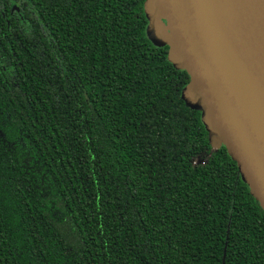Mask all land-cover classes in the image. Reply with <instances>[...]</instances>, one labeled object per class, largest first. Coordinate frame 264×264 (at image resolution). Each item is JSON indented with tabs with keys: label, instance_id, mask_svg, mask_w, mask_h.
<instances>
[{
	"label": "trees",
	"instance_id": "16d2710c",
	"mask_svg": "<svg viewBox=\"0 0 264 264\" xmlns=\"http://www.w3.org/2000/svg\"><path fill=\"white\" fill-rule=\"evenodd\" d=\"M144 1L0 0V264H264Z\"/></svg>",
	"mask_w": 264,
	"mask_h": 264
},
{
	"label": "water",
	"instance_id": "95a60500",
	"mask_svg": "<svg viewBox=\"0 0 264 264\" xmlns=\"http://www.w3.org/2000/svg\"><path fill=\"white\" fill-rule=\"evenodd\" d=\"M146 35L183 69L181 97L201 111L264 212V0H145Z\"/></svg>",
	"mask_w": 264,
	"mask_h": 264
}]
</instances>
